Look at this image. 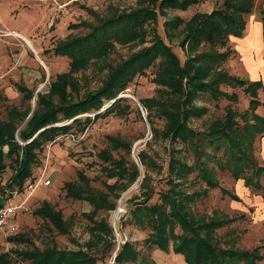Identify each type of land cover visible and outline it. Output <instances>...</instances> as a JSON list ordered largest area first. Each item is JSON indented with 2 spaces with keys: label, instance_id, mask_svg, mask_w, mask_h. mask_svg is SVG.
<instances>
[{
  "label": "trees",
  "instance_id": "16d2710c",
  "mask_svg": "<svg viewBox=\"0 0 264 264\" xmlns=\"http://www.w3.org/2000/svg\"><path fill=\"white\" fill-rule=\"evenodd\" d=\"M200 1L164 0L160 8L186 10ZM253 11L254 0H223L212 12L198 13L187 23L180 17L166 21L164 27L170 40L176 32L182 36L180 46L187 55L184 63L171 45L165 43L162 37L155 36L153 45L111 69L97 92L78 100L72 97V93L78 96L80 92L76 76L99 63L107 40L122 42L123 37L132 39L137 31L131 26L140 25L143 18L137 12L122 15L106 21L85 37L67 38L54 46L52 52L55 56L69 60L68 71L55 75L47 93L36 94L33 110L30 107L25 111L14 108L7 111L5 120H0V175L9 163L15 165L7 188L22 190L32 175V167L38 162V152L43 145L69 133L72 128L85 127L86 122L92 121V117H87L85 121L78 117L87 113H94L96 118L116 111L117 115L127 113L129 107L121 106L126 99L118 98L119 95L129 88L136 76L146 74L156 65L153 81L159 87L158 91L154 97L140 100L142 107L148 111V122L152 118L154 123L155 117L164 121L162 130L152 127L153 138L183 145L192 154L194 163L190 165L179 156L180 149L173 148L166 181L168 189L157 192L150 174L159 168L156 160L145 150L138 154L140 165L144 168L143 175L135 162L123 156L115 159L112 155V151L118 150L131 155L132 144L109 136L110 148L103 150L98 157L107 164L102 168L103 174L109 179H116L115 183L109 184L100 179L106 190L100 191L92 188V180L80 172L78 181L64 183L65 196L90 203L95 207L94 214L101 210L115 211V199L143 176L139 182L140 195L132 198L133 207L129 214L136 227L149 231L143 242L148 252L142 253L130 241L121 244L116 252L118 243L113 227L106 220L96 221L95 215H87L94 223L91 240L86 244L88 252L60 250L54 246L41 250L33 247L14 250L15 258L30 264H99V260L108 255L114 259L116 253L114 264H157L151 251L159 249L183 255L187 264H260L264 261V255L260 254L264 245L239 249L236 247L237 239L218 238V231L236 223L239 217L216 212L211 217L202 215L196 218L193 211L197 201L207 198L210 190L217 188L223 196L241 202L235 193L221 187L209 162L229 171L235 180H244L246 187L261 192L264 197L261 183L264 166L254 155L257 138L264 136V117L256 112L261 106L258 91L264 89V84L262 80L246 81L222 68L234 53L229 45L230 38H243L248 24L246 17ZM146 18L157 20L156 12L150 10ZM261 18L264 35V10L261 11ZM222 86L244 89L250 96L248 110L239 114L229 107L224 119L213 122L207 132L195 131L191 128V121L202 119L208 112L206 106L198 104L201 97L206 96L213 101L222 98L233 102L238 100L236 94L225 92ZM16 89L22 100L34 98V92L23 84H17ZM108 102H112L110 107L100 113ZM238 117L243 125L239 124ZM219 153L223 161L216 158ZM6 161L9 163L6 164ZM194 173L197 175L190 180ZM196 185L199 187L189 192L187 187ZM156 195L159 196L158 201L151 203ZM33 214L51 225L58 234L66 235L69 231L61 213L46 201ZM8 239L15 245H32L26 234ZM97 250H100V259L94 255ZM0 264L16 262L5 253L0 254Z\"/></svg>",
  "mask_w": 264,
  "mask_h": 264
},
{
  "label": "rangeland",
  "instance_id": "374dc122",
  "mask_svg": "<svg viewBox=\"0 0 264 264\" xmlns=\"http://www.w3.org/2000/svg\"><path fill=\"white\" fill-rule=\"evenodd\" d=\"M162 1L164 0H0V120H5L7 111L14 108L25 111L27 107H30L33 110L36 94L47 93L49 84L55 75L68 71L69 60L53 54L52 49L55 45L67 38L85 37L106 21L122 15L137 12L143 20L140 25L133 24L131 26L133 30L137 31L132 39L123 37L122 42L107 40L104 43V55L100 57L99 63L92 65L84 74L76 76L79 80L80 92L78 96L76 93H72L75 100L97 92L103 86L111 69L153 45L155 36L162 37L165 43L171 45L173 51L184 63L187 55L180 46L182 36L176 32V36L170 40L164 27L165 22L180 17L187 23L198 13L212 12L221 5L223 0H202L192 4L186 10L161 9ZM150 10L156 12L157 20L146 18ZM262 10H264V0H254V11L252 15L246 17L248 22L246 33L248 35L244 40L230 38L229 45L234 53L222 66L231 75L246 81L261 80L260 76L254 74V66L262 63L264 67L263 32L258 39L255 37L257 34L259 36L258 27L260 28L263 24ZM179 28L181 30L182 26ZM9 33L12 36H8ZM26 40L32 44L33 50L30 49L33 52L27 49ZM255 40L258 50L248 52L241 49L244 47L242 44H246L248 49L251 48V45L256 42ZM248 63L251 64L249 67L246 65ZM157 66L148 69L144 75L136 76L129 88L119 95L118 98L126 99L121 106L129 107L126 109L127 113L117 115L116 111L100 118H96L94 113L84 114L78 117L82 121H85L87 117H92V121L86 122L85 127L72 128L69 133L61 134L54 141L43 145L42 150L38 152V162L32 167V175L25 184L35 183L39 178L43 181L49 180L50 184L48 186L40 185L28 199L26 210L18 215V234H26L32 245H15L9 239H3V236H0V254H9L16 264H30L15 258L14 250L32 249L33 247L41 250L50 246L60 250H79L85 247V243L90 239L92 226L85 215L93 214L95 210L87 202L67 198L63 185L66 182L78 181L80 172L92 180V188L100 191H106L100 179L110 184L115 182L103 174L102 168L106 165L98 157L103 150L110 148L109 136L118 137L132 144L131 155H127L123 150L112 151L115 159L123 156L130 161H138L140 167L137 156L145 150L156 160L159 168L150 174L153 176L157 192L168 189L166 181L173 148L180 149L179 156L187 160L190 165L194 163L192 154L183 145L153 138L152 127L162 130L164 121L155 117V124L152 118L150 119L151 123L148 122V111L142 107L140 100L156 95L159 87L153 79L157 72ZM17 84H23L33 91L34 98L30 101L22 100V95L16 89ZM222 90L229 94H236L238 100L233 102L222 98L213 101L206 96L201 97L198 104L206 106L208 112L202 119L191 121L192 129L207 132L213 122L224 119L229 107L239 114L248 110L250 96L245 93L244 89L222 86ZM258 98L261 106L256 112L264 117V89L258 91ZM112 102L105 103V108L110 107ZM238 122L243 125L240 117H238ZM83 128L84 131H81ZM209 151L211 150L209 149ZM254 155L259 164L264 166V136L257 138ZM216 158L223 161L221 153L217 154ZM8 163L6 161V164ZM208 165L215 169L221 187L236 193L241 198V202H234L228 197L223 198L220 189H216L210 191L208 198L195 203V213L211 215L217 211L220 214L239 217L236 223L219 230L218 238L221 240L237 239L236 247L239 249L247 250L264 245V197L262 193L251 188L241 191L238 188V182L234 180L229 171L221 169L214 162H209ZM141 169L143 170V167ZM14 170L15 165L9 163V166L0 175V204L20 203L24 198L23 193L19 197L13 198L12 192L17 189L11 190L6 186ZM196 175L197 173H194L190 180L194 179ZM261 182L264 186V176L261 178ZM197 187L198 185L188 186L187 189L192 191ZM139 195V187L134 185L115 199V211H102L97 219L107 218L109 220L118 244L130 241L142 253H147L148 250L144 247L143 242L149 231L136 227L131 222L129 214L130 208L133 207L132 198ZM158 198L159 196L156 195L151 203L157 202ZM43 201L48 202L56 211L61 212L68 225L69 231L66 235L58 234L51 225L44 223L41 218L33 214V211ZM119 208L122 213L115 226L112 219ZM153 251H151V256L157 264H182L169 259L168 254L160 250L157 251L165 255H161L163 258L157 259L154 257ZM260 254L264 255V247L260 249ZM95 255L99 259L101 258L99 251ZM112 262L113 259L110 258V255L99 260V264H112ZM260 264H264V261Z\"/></svg>",
  "mask_w": 264,
  "mask_h": 264
},
{
  "label": "crops",
  "instance_id": "0c3cea01",
  "mask_svg": "<svg viewBox=\"0 0 264 264\" xmlns=\"http://www.w3.org/2000/svg\"><path fill=\"white\" fill-rule=\"evenodd\" d=\"M248 29V24H247V28H246V30ZM258 33H259V36H258V34H257V36H255L257 39L260 37V34H262V32H263V28H262V25L260 26V28L258 27ZM21 35H24V34H21ZM247 33H246V31H245V33H244V36H243V38H240V39H242V40H244L246 37H247ZM25 36V35H24ZM232 39L234 38V37H231ZM235 39H239V38H235ZM256 39V40H257ZM241 40V41H242ZM255 40V41H256ZM249 42V41H248ZM250 42H252V41H250ZM257 43V41L254 43V44H252L251 45V48H247V45L246 44H242V45H244V47H242L241 49L242 50H244V51H248V52H252L253 50H258V48L255 46V44ZM27 49H29V50H31L29 47L27 48ZM36 49V48H35ZM32 51V50H31ZM241 51V50H240ZM33 52V51H32ZM37 54V53H36ZM247 61V60H246ZM247 62H250V61H247ZM248 67H249V65H251L250 63H248V64H246ZM263 66H262V63H258V64H256L255 66H254V74H256V75H258V76H260L259 78L262 80V82H264L263 80H264V70H263ZM262 76V77H261ZM250 81H258V80H250ZM262 137V136H261ZM256 144V143H255ZM132 162H134V161H132ZM105 165H107V164H105ZM141 167L142 166H140V170H141V173L144 175V172H143V170H144V168H143V170L141 169ZM103 172V171H102ZM143 178V176L142 177H140L139 179H138V181L134 184V185H136L137 187H139V182L141 181V179ZM109 179V178H108ZM91 180V179H90ZM110 180H115L116 181V179H110ZM235 180V179H234ZM235 181H237L238 182V188L241 190V191H243L244 189L246 190V189H248L249 187H246V185H245V182H244V180H235ZM243 181V182H242ZM115 183V182H114ZM262 183V182H261ZM110 184V183H109ZM133 185V186H134ZM132 186V187H133ZM197 186V185H196ZM203 187H205V185H202ZM195 187V186H194ZM198 187H199V185H198ZM197 187V188H198ZM131 188V187H130ZM129 188V189H130ZM197 188H194V189H197ZM223 188V187H222ZM128 189V190H129ZM217 189H220V188H217ZM226 189V188H225ZM252 189V188H251ZM127 190V191H128ZM213 190H216V189H213ZM193 191V190H192ZM210 191H212V190H210ZM221 191V190H220ZM189 192H191V191H189ZM124 193V192H123ZM209 194H210V192H209ZM221 194H222V192H221ZM236 194V193H235ZM237 195V194H236ZM209 196V195H208ZM238 196V195H237ZM222 197L223 198H225L226 196H223V194H222ZM239 197V196H238ZM208 198V197H207ZM229 198V197H228ZM203 199H206V198H203ZM230 199V198H229ZM241 199V198H240ZM231 200V199H230ZM76 201H78V200H76ZM84 202H86V201H84ZM235 202V201H234ZM88 203V202H87ZM197 203V202H196ZM91 207H93L94 208V210H95V207L93 206V205H91L90 203H88ZM195 205V204H194ZM194 205H193V211H194V214H195V216H196V218H199L200 216H202V215H204V216H209V217H211V216H213L214 215V213H216L217 211H214L211 215H205V214H201V215H197L196 213H195V210H194ZM55 210V209H54ZM60 212V211H59ZM100 212H102V210L101 211H98L96 214H86L85 216L88 218V216L87 215H89V216H93V215H95L94 217H95V220L96 221H101V220H106L108 223H109V220L107 219V218H101V219H97V216H99V213ZM106 212H111V211H106ZM61 213V212H60ZM218 213V212H217ZM219 215H227V214H220V213H218ZM62 215V214H61ZM229 216V215H228ZM63 218V217H62ZM89 219V218H88ZM64 220V219H63ZM90 220V219H89ZM17 222H18V224H19V216H17ZM90 222H91V220H90ZM92 223V222H91ZM109 225H111L110 223H109ZM94 226V223H92V226H91V228ZM91 228H90V239L85 243V247H83V248H80L79 250H83V251H85V252H88V248L86 247V244L91 240ZM140 229V228H139ZM221 230V229H220ZM146 231V230H145ZM145 240V239H144ZM157 250H159V249H154V251H153V253H154V257H156L157 259H160V258H163V257H161V255L163 256V255H165V254H162L160 251H162V250H160V251H157ZM69 251H78V250H69ZM99 251V254H100V250H97V252ZM97 252H95V253H97ZM162 252H164V251H162ZM95 253H94V255H95ZM166 253V252H165ZM168 255V257H169V259H171V260H174L176 263L177 262H181L182 264H187L186 263V261H185V258H184V256L183 255H181V254H176L175 252H173V251H171V252H168L167 253ZM164 259H166L165 257H164ZM113 261H114V259H113ZM113 263V262H112Z\"/></svg>",
  "mask_w": 264,
  "mask_h": 264
},
{
  "label": "built area",
  "instance_id": "2783aa9c",
  "mask_svg": "<svg viewBox=\"0 0 264 264\" xmlns=\"http://www.w3.org/2000/svg\"><path fill=\"white\" fill-rule=\"evenodd\" d=\"M49 184V180L43 181L41 178H39L35 183H26L23 185V188L21 190L22 192L17 190L12 192L13 198L19 197L23 193L22 195L24 196V198L20 203L0 204V236H3V239H8L18 234L19 224L17 222V216L26 210V203L34 193V191L40 185L48 186ZM118 246H120V244H118Z\"/></svg>",
  "mask_w": 264,
  "mask_h": 264
},
{
  "label": "bare ground",
  "instance_id": "6f19581e",
  "mask_svg": "<svg viewBox=\"0 0 264 264\" xmlns=\"http://www.w3.org/2000/svg\"><path fill=\"white\" fill-rule=\"evenodd\" d=\"M14 33V32H13ZM11 33H9V34H7L8 36H12V35H10ZM15 35V34H14ZM15 36H17V35H15ZM14 37V36H13ZM20 37V36H19ZM26 42V44H27V46L29 47V48H31L32 50H33V46H32V44L30 43V42H28L27 40L25 41ZM35 52V51H34ZM121 213H122V210L119 208L118 209V211H116L115 213H114V215H113V219H112V222H113V225H117L118 224V221H119V218H120V216H121Z\"/></svg>",
  "mask_w": 264,
  "mask_h": 264
},
{
  "label": "water",
  "instance_id": "95a60500",
  "mask_svg": "<svg viewBox=\"0 0 264 264\" xmlns=\"http://www.w3.org/2000/svg\"><path fill=\"white\" fill-rule=\"evenodd\" d=\"M105 110H106V108L104 107V109H102V111H100V112L102 113V112H104ZM87 116H88V115H87ZM87 116H85V117H87ZM70 123H71V122H70ZM135 162H136V164L138 165V161H135ZM119 248H120V246L117 247L116 252L119 250ZM116 256H117V255H116V253H115V255H114V259L116 258ZM112 264H114V261H113Z\"/></svg>",
  "mask_w": 264,
  "mask_h": 264
}]
</instances>
